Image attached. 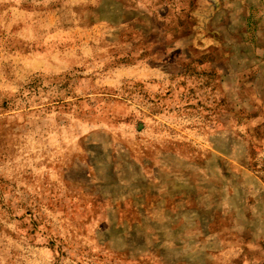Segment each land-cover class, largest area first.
Segmentation results:
<instances>
[{"label":"rangeland","instance_id":"obj_1","mask_svg":"<svg viewBox=\"0 0 264 264\" xmlns=\"http://www.w3.org/2000/svg\"><path fill=\"white\" fill-rule=\"evenodd\" d=\"M0 264H264V0H0Z\"/></svg>","mask_w":264,"mask_h":264}]
</instances>
